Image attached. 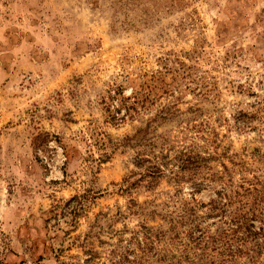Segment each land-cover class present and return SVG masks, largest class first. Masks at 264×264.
I'll list each match as a JSON object with an SVG mask.
<instances>
[{"label":"rangeland","instance_id":"obj_1","mask_svg":"<svg viewBox=\"0 0 264 264\" xmlns=\"http://www.w3.org/2000/svg\"><path fill=\"white\" fill-rule=\"evenodd\" d=\"M235 210L259 231L264 0H0V264H264Z\"/></svg>","mask_w":264,"mask_h":264},{"label":"trees","instance_id":"obj_2","mask_svg":"<svg viewBox=\"0 0 264 264\" xmlns=\"http://www.w3.org/2000/svg\"><path fill=\"white\" fill-rule=\"evenodd\" d=\"M189 161H191L190 159H187L185 162L189 163ZM160 167L158 166H151L150 168H148L147 172L149 174H155V173H160ZM218 207L220 204H217ZM226 206V204H222L221 205V208H224ZM244 206V205H243ZM212 209H216L213 205L211 207ZM231 215H232V220H231V225L232 226H235V230L232 231V234H236L238 235V230H244V232H247L246 234H242L241 237H237V242L238 243H241V245H243V243L245 242V239H247L248 237H252L254 239H256L255 243H254V246H255V249H260L262 247H264V222L263 220H261V227L259 228V231L256 232L254 230V220L255 218L259 217V216H251V217H248L247 216V212H240V210H235V211H232L231 212ZM258 215H262L261 212H259ZM232 229V228H231ZM259 235H262V239L261 241L259 242ZM236 242V243H237ZM240 247L239 248H236V251L240 252ZM249 252H252L253 253H256L253 249H249L248 250V254ZM231 253L235 254L234 251H231ZM248 262L249 264H257L256 261L254 260V256L253 255H250L249 258H248Z\"/></svg>","mask_w":264,"mask_h":264}]
</instances>
